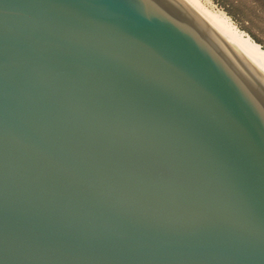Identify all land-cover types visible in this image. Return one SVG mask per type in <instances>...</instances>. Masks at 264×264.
I'll return each mask as SVG.
<instances>
[{"label":"water","instance_id":"95a60500","mask_svg":"<svg viewBox=\"0 0 264 264\" xmlns=\"http://www.w3.org/2000/svg\"><path fill=\"white\" fill-rule=\"evenodd\" d=\"M0 264H264V63L187 0H0Z\"/></svg>","mask_w":264,"mask_h":264},{"label":"rangeland","instance_id":"374dc122","mask_svg":"<svg viewBox=\"0 0 264 264\" xmlns=\"http://www.w3.org/2000/svg\"><path fill=\"white\" fill-rule=\"evenodd\" d=\"M212 11L223 12L264 49V0H199Z\"/></svg>","mask_w":264,"mask_h":264},{"label":"bare ground","instance_id":"6f19581e","mask_svg":"<svg viewBox=\"0 0 264 264\" xmlns=\"http://www.w3.org/2000/svg\"><path fill=\"white\" fill-rule=\"evenodd\" d=\"M195 5L206 17L212 18V24L221 25L233 38L237 39L251 54L257 56L264 63V49L248 33L239 29L229 16L222 11H212L199 0H187Z\"/></svg>","mask_w":264,"mask_h":264}]
</instances>
